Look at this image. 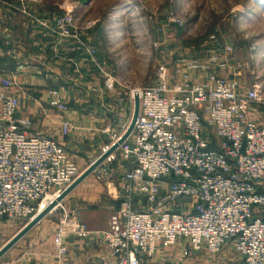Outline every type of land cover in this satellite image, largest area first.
Here are the masks:
<instances>
[{"label":"built area","instance_id":"1","mask_svg":"<svg viewBox=\"0 0 264 264\" xmlns=\"http://www.w3.org/2000/svg\"><path fill=\"white\" fill-rule=\"evenodd\" d=\"M76 8L65 3L50 25L54 33L79 39ZM107 84L113 87V79ZM49 92L58 109H69L58 89ZM135 96L134 130L117 149L130 168L101 237L115 264H147L160 247L176 245L184 256L217 255L232 246L229 264H264V122L254 116L255 110L264 115V80L243 90L239 78L211 73L203 82L170 87L161 67L150 86L132 90ZM18 107L16 96L0 92V233L4 220L29 221L79 176L65 147L31 134V124L16 117ZM69 129L64 121L63 133ZM116 151L106 161L114 162ZM90 232L64 211L53 239L55 264L67 263L65 234L85 239Z\"/></svg>","mask_w":264,"mask_h":264},{"label":"crops","instance_id":"2","mask_svg":"<svg viewBox=\"0 0 264 264\" xmlns=\"http://www.w3.org/2000/svg\"><path fill=\"white\" fill-rule=\"evenodd\" d=\"M49 11L47 0H0V92L19 99L16 117L31 124V134L54 138L89 165L115 136L123 135L133 116L134 100L123 87L107 90L101 74V66L109 64L105 62L107 59L100 53L93 59L85 51L88 45L100 46L99 27L82 35V45L52 31L50 25L55 15H50ZM214 71L225 76L222 75L224 65L207 63L202 73L204 78L193 81H204ZM3 78L13 84L2 85ZM52 88L58 89L69 105L67 111L54 105L55 96L49 92ZM255 112L256 119L264 122L261 110L258 111L260 114ZM64 121L70 124L67 134L62 130ZM116 154L117 161H104L98 167L100 175L97 178L93 176L80 183L61 201L59 209L46 215L48 217L45 216L24 237H54L63 212L74 213L91 232L85 239H77L72 233L65 234V237L76 238L68 243L72 261L66 264H106L107 260L111 261L101 238L102 231L119 205L123 175L130 168V164L122 160L119 150ZM22 223L15 226L8 237L12 238L25 225ZM6 226L3 222V234ZM231 248L227 246L226 254L219 255L214 264L234 261L235 253H231ZM149 262L180 264L182 260L177 251L167 252L160 247Z\"/></svg>","mask_w":264,"mask_h":264},{"label":"rangeland","instance_id":"3","mask_svg":"<svg viewBox=\"0 0 264 264\" xmlns=\"http://www.w3.org/2000/svg\"><path fill=\"white\" fill-rule=\"evenodd\" d=\"M67 1L77 7L74 24L81 36L74 40L83 45L84 33L97 26L101 31L99 47H84L93 59L99 53L107 59L105 62L109 64L101 66L107 90L123 87L131 97L135 87L150 86L161 67L167 69L170 87L187 80H202L207 63L224 65L222 75L239 78L243 90L264 80V11L255 0H47L54 20L63 14ZM89 21H95V25L87 29ZM109 78L114 81L113 87L107 84ZM67 152L76 160L79 174L90 165L77 159L73 152ZM98 170L85 181L93 176L97 178ZM27 222L4 220L7 226L5 234L1 227L0 248L11 238L8 236L15 226ZM76 238L66 237L67 244ZM53 239L23 237L0 258V264H55ZM163 250L180 253V264H214L218 256L226 252L224 249L217 255L200 252L184 256L181 245ZM107 252L111 261L107 260L106 264H115L109 250ZM70 256H67L68 263L72 261Z\"/></svg>","mask_w":264,"mask_h":264},{"label":"water","instance_id":"4","mask_svg":"<svg viewBox=\"0 0 264 264\" xmlns=\"http://www.w3.org/2000/svg\"><path fill=\"white\" fill-rule=\"evenodd\" d=\"M264 11V6H261ZM140 102L138 96L134 98V112L130 124L124 134L120 137L118 141L113 143L106 151L101 153L90 165L83 171L79 176L53 201H51L46 207L39 211L36 215L32 217L11 239H9L0 248V258L8 252L19 240H21L37 223H39L46 215H48L51 210H53L56 205L61 202L65 197H67L80 183H82L90 174H92L107 157L114 153L119 146L129 138L134 130L135 123L139 114Z\"/></svg>","mask_w":264,"mask_h":264},{"label":"bare ground","instance_id":"5","mask_svg":"<svg viewBox=\"0 0 264 264\" xmlns=\"http://www.w3.org/2000/svg\"><path fill=\"white\" fill-rule=\"evenodd\" d=\"M259 6H264V0H255ZM128 127V126H127ZM46 207V206H45Z\"/></svg>","mask_w":264,"mask_h":264}]
</instances>
